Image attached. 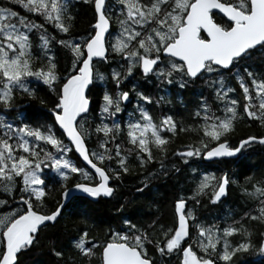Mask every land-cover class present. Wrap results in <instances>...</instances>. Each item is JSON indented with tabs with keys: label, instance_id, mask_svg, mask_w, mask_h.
Returning <instances> with one entry per match:
<instances>
[{
	"label": "snow or ice",
	"instance_id": "obj_1",
	"mask_svg": "<svg viewBox=\"0 0 264 264\" xmlns=\"http://www.w3.org/2000/svg\"><path fill=\"white\" fill-rule=\"evenodd\" d=\"M8 2L41 17L62 37H49L44 23L32 22L11 7L0 5V264H18V254L34 244L41 229L58 222L63 210L74 201L98 203L99 198L112 197L115 189L110 182L119 181L123 174L129 173L126 163L129 156H135L141 169L154 161L153 149L161 158V167L146 173L137 192L148 189L157 175L167 179L170 170L163 161L170 141L161 133L174 135L178 122L172 115H166L159 124L153 121L140 104V101L151 104V97L129 80L135 73L139 72L147 82L154 80L158 88L164 89L184 90L202 80L210 89L223 92L217 95V99L223 100L227 95L225 73L232 74L237 69L234 75L247 101L243 115L264 127V78L258 82L252 71L244 69L255 89L253 97L239 71L241 62L253 51H264V0H115V3L91 0L94 23L83 35L75 31L73 0ZM113 24L118 28L114 29ZM34 31L43 33L39 35L43 56L35 60L31 39ZM56 47L70 52L68 62L63 65L53 52ZM97 63L108 67L116 64L125 71L112 68L108 78L116 90H105L99 104L93 105L88 95L90 87L96 79L105 81V75L96 71ZM35 83L54 95L50 101L52 107L35 123L30 116H21L19 124L14 126L6 120V114L18 109V96L38 101L47 108L49 101L37 96ZM126 87L128 90H122ZM133 95L137 97L134 111L128 112L122 124L118 118L125 113L127 104L132 103ZM201 111L203 124L194 129L202 132L198 145L172 152L183 164L197 158L208 161L238 158L252 144L264 145V136L232 139L237 120L235 99L226 103L223 115L210 113L202 103L192 116L201 119ZM179 130L189 131L192 127ZM93 135L107 155L90 150L88 144ZM122 135L132 146L127 155L121 154V143L117 142ZM109 144L114 147L108 148ZM70 154L86 162L88 170L78 166ZM105 160L108 165L103 164ZM113 160L115 167L111 166ZM94 161L100 162V166ZM171 171L180 169L173 165ZM51 177L59 185L60 199L54 209L44 211L53 190L48 182ZM77 177L82 180L73 184ZM214 180L211 199L216 203L227 193L230 184L227 174L218 179L205 174L196 192L204 193ZM257 183L260 186H253L248 195L260 204L259 215L250 219L264 222V179ZM74 192L79 195L73 196ZM118 211L123 214L124 206ZM89 219L92 217L85 213L82 222L87 230L81 231L77 225V235L73 238V247L81 257L91 258L99 250V264H158L155 257L149 256L147 244L151 243L150 231L156 230L159 221L138 226L131 218H124L121 230L109 229L110 238L98 244L95 239H88ZM192 228L198 232L201 254L188 243ZM159 232L162 235L155 250L161 258L179 254L178 264H241L240 257L244 254H264V233L254 242L251 232L243 227L227 226L222 232L205 228L196 223L183 197L174 202L173 225L167 228L161 225ZM237 235L241 239L230 241L229 238ZM53 254L64 257L55 248Z\"/></svg>",
	"mask_w": 264,
	"mask_h": 264
},
{
	"label": "trees",
	"instance_id": "obj_2",
	"mask_svg": "<svg viewBox=\"0 0 264 264\" xmlns=\"http://www.w3.org/2000/svg\"><path fill=\"white\" fill-rule=\"evenodd\" d=\"M112 2L115 3V0H112ZM0 5L11 7L32 22L44 23L49 37L56 36L58 39L62 37V34L57 33L41 17L28 14L22 7L9 4L8 0H0ZM71 14L75 17V31L81 35L85 34L90 25L94 23V6L91 0H73ZM113 20H115V16H113ZM113 28H118V25L113 24ZM42 34V32L37 33L36 31L31 34L34 60L37 56H43L41 41L39 40V35ZM53 52L60 60L61 65L68 62L70 52L67 49L56 47L53 48ZM109 59H112V57L110 56ZM36 66L39 67V64ZM95 68L96 71L105 75V81L96 79L94 86H91L88 92L92 104L98 105L105 90H116L108 78V73L111 72L112 68H116L122 73L125 69L119 68L116 64L108 67L106 64L100 63H97ZM245 68L256 75L258 82L264 78V51L260 49L253 51L251 56L242 61L239 67V71L244 77L245 86L249 87L250 94L255 97V89L252 86L251 79L244 72ZM236 70L233 69L232 74L225 73L224 92H227V95L224 96L223 100L217 99V95H223V92L217 93L206 86L202 80H198L194 86L181 90L178 87L158 88L154 80L152 82L145 81L139 72L129 77L131 83L137 85L138 90L151 97L153 101L151 104L143 101H140V104L152 116L155 123L159 124L166 115H172L178 122L177 131L174 135L168 132L161 133L170 141L168 155L163 161L165 167L170 170L167 179L162 174L157 175L150 181L148 189L142 193L137 192V188L141 187L146 173L155 172L161 167V158L159 152L153 149L154 161L141 169L135 156H129L126 163L130 171L128 174H123L121 180L111 182V186L115 189L112 197L99 198L98 203L84 200L69 204L63 210V216L58 218V222L48 224L47 227L41 229L34 244L18 254V264H66V262L68 264H99V250H97L95 256L83 258L73 247V238L77 235V225H79L81 231L87 230L82 222L85 213L92 217V219L86 221L88 229H90L88 239H95L98 244H103L106 239L110 238L107 235L109 229L120 231L123 227L122 220L124 218H131L132 222L137 223L138 226L144 223L151 225L153 221H159L156 230L149 233L151 243L147 244L148 254L155 257L158 264H178L179 254L173 253L171 258L167 255L161 258L155 250V244L162 235L159 232V227L162 225L167 228L173 225L174 202L179 197L186 198L187 210L193 212L197 224H201L205 228L213 227V231L220 230L221 232L227 226L243 227L251 232L255 242L259 235L264 233V222L250 219L252 215H259L260 204L256 198L250 197L248 193L253 191V186H260L257 182L264 179V145L252 144L236 159L204 162L197 158L187 165L172 155L174 151L186 150L188 145H198L199 136L202 135V132L197 133L194 129L202 126L204 112L201 111V119H195L192 114L202 103L209 109L210 113L223 115L222 110L226 103L235 99L237 101V120L234 122L232 139L247 138L250 135L258 138L264 136V127L259 122L252 121L243 115V105L247 101L244 100L240 81L234 75ZM33 86L37 89L38 97H44L49 101L47 108L41 107L38 101H30L25 96H18L17 124H19L21 116H30L31 122L35 123L47 114L48 108L52 107L50 101L54 99V95L48 93V90L39 83H35ZM228 89H232V91H228ZM122 90H128V88ZM161 97H163L162 100ZM131 99L132 103L127 104L125 113L118 118L122 124L127 120V110L128 112L134 111L133 104L136 102L137 97L133 95ZM158 100H160V103L156 102ZM253 102L258 103L255 100ZM96 113L97 115L99 113L98 107H96ZM136 115L138 116V113ZM87 126L85 125V127ZM189 126L192 127V130L184 132L179 130L181 127L188 129ZM117 142L121 143V154L127 155V150L132 146L126 141L125 136H119ZM88 147L92 151L107 155L104 149L99 148V141L95 135H93ZM107 147L111 149L114 145L109 144ZM70 157L78 166L84 167L76 155L70 154ZM94 162H97L100 166V162ZM108 163L107 160L103 162L104 165H108ZM173 165L178 167L180 171H171ZM111 166L115 167V160L112 161ZM205 174L215 176L217 179L227 174L230 180L226 195L216 203H213L211 199L213 186L216 184L215 180L211 182L210 187L204 193L196 192L197 186ZM81 180L82 178L77 177L72 180V183ZM48 182L53 186V190L50 191L46 199L44 211L54 209L60 199L58 195L59 185L56 178L51 177ZM197 200L199 203H197ZM122 205L124 206L123 214L118 211ZM246 213L248 215H245ZM189 222L191 223V219ZM190 232L192 238L188 240V243L192 244L193 249L198 254H201L197 246L198 232L195 228L190 229ZM229 239L230 241H236L241 239V236L237 235ZM53 248L64 253L63 259L53 254ZM240 260L241 264H264V254L259 252L244 254L240 257Z\"/></svg>",
	"mask_w": 264,
	"mask_h": 264
},
{
	"label": "flooded vegetation",
	"instance_id": "obj_3",
	"mask_svg": "<svg viewBox=\"0 0 264 264\" xmlns=\"http://www.w3.org/2000/svg\"><path fill=\"white\" fill-rule=\"evenodd\" d=\"M6 120L8 121H12L14 126L17 125V110H14V111H11V112H8L6 114ZM88 170V169H87Z\"/></svg>",
	"mask_w": 264,
	"mask_h": 264
},
{
	"label": "water",
	"instance_id": "obj_4",
	"mask_svg": "<svg viewBox=\"0 0 264 264\" xmlns=\"http://www.w3.org/2000/svg\"><path fill=\"white\" fill-rule=\"evenodd\" d=\"M76 156H77V158L80 160V162L84 165V167H85L86 169H88L89 166L86 165V162H83L82 159L78 157V155H76ZM222 159H236V158H221V159H219V160H222ZM203 161H204V162H214V161H218V160H212V161L203 160ZM97 180H98V177H97ZM110 183H111V182H110ZM77 195H79V193H76V192L73 193V196H77ZM105 198H108V197H105ZM222 198H223V197H222ZM49 224H53V223H49Z\"/></svg>",
	"mask_w": 264,
	"mask_h": 264
},
{
	"label": "bare ground",
	"instance_id": "obj_5",
	"mask_svg": "<svg viewBox=\"0 0 264 264\" xmlns=\"http://www.w3.org/2000/svg\"><path fill=\"white\" fill-rule=\"evenodd\" d=\"M198 171V170H197ZM192 191V190H191ZM195 191V190H194ZM189 195V194H188ZM187 196V195H186ZM192 197V196H191ZM188 198V197H187Z\"/></svg>",
	"mask_w": 264,
	"mask_h": 264
},
{
	"label": "rangeland",
	"instance_id": "obj_6",
	"mask_svg": "<svg viewBox=\"0 0 264 264\" xmlns=\"http://www.w3.org/2000/svg\"><path fill=\"white\" fill-rule=\"evenodd\" d=\"M114 35H115V33H114ZM127 114H128V110H127V112H126Z\"/></svg>",
	"mask_w": 264,
	"mask_h": 264
}]
</instances>
